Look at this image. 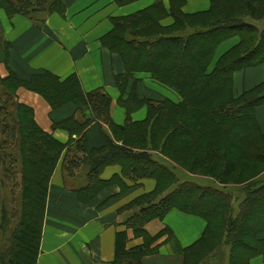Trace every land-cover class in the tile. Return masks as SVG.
Wrapping results in <instances>:
<instances>
[{"label": "trees", "instance_id": "1", "mask_svg": "<svg viewBox=\"0 0 264 264\" xmlns=\"http://www.w3.org/2000/svg\"><path fill=\"white\" fill-rule=\"evenodd\" d=\"M186 2L171 0L169 14L158 4L113 19L114 29L103 38V46L125 65V75L117 77L121 91L136 73H148L182 98L180 103L140 100L133 89L127 100H120L127 111L123 126L112 121L110 96L101 90L84 93L77 77L61 82L45 73L21 81L0 75V168L11 189L8 200L0 198V264H38L50 182L63 156L65 179L86 181L76 189L82 203L89 204L108 184L101 175L109 166H120L131 182H156L153 192L118 212L139 210L117 234L112 264H143L156 254L153 246L169 231L151 236L146 226L173 210L207 222L202 238L186 249L184 264H205L209 254L225 247L228 264L264 261V182L256 180L264 171H255L264 166V133L256 117L264 107V82L241 96L234 90L235 73L264 64V0H214L208 11L193 15L183 13ZM0 9L9 17L42 23L39 17L62 13L65 5L63 0H0ZM167 16L174 24L165 28L161 21ZM237 36L241 42L210 71L218 47ZM21 87L44 97L53 110L67 104L77 108L54 125L70 134L67 144L39 127L34 110L19 102ZM144 106L147 118L133 121V112ZM94 124L107 126L110 135L104 133L102 148L89 151L87 133ZM156 152L175 168L156 161ZM177 168L217 179L224 188L232 185L236 193L179 184ZM127 230L143 244L128 249Z\"/></svg>", "mask_w": 264, "mask_h": 264}, {"label": "crops", "instance_id": "2", "mask_svg": "<svg viewBox=\"0 0 264 264\" xmlns=\"http://www.w3.org/2000/svg\"><path fill=\"white\" fill-rule=\"evenodd\" d=\"M213 1L187 0L182 11L188 15L203 13L211 8ZM63 3L64 12L49 15L42 23L21 15L9 17L0 9L2 78L14 75L21 81H30L36 75L48 73L64 82L77 77L84 93L101 90L110 96L111 118L118 126H123L127 120V111L120 100H127L133 89H136L140 100L182 101L177 93L153 80L148 73H136L121 91L117 77L125 75V65L118 54L102 44L103 38L114 29L113 19L133 17L158 4H163L169 14L171 0H63ZM173 24L171 16L161 21V26L165 28ZM240 42L238 36L223 42L215 53L210 71L214 70L224 54ZM263 82L264 64L237 72L234 75L235 94L241 96ZM17 95L20 103L34 110L35 120L44 132L52 134L63 144L69 142L70 134L62 129L55 130L54 125L75 114L77 108L73 104L53 110L44 97L24 87L19 88ZM147 116L148 109L144 106L133 112L132 119L141 122ZM256 117L264 133V107L256 110ZM104 133L110 135L107 126H91L87 133L89 151L105 145ZM63 160L50 182L38 264H112L117 234L126 230L122 225L129 213L118 212L137 198L153 192L156 182H130L123 177L120 166H109L101 175V179L108 184L86 204L80 201L76 192V189L85 186L86 181L83 178L76 182L65 179ZM159 160L170 162L165 157ZM115 180L117 182L113 183ZM206 227L207 222L203 218L178 210L171 211L163 221L149 223L146 229L151 236L164 230L169 232L153 246L158 247V252L145 257L143 264H184L186 249L202 238ZM127 234L128 249L143 244L142 240L135 238L132 230H127ZM251 264H264L263 258H255Z\"/></svg>", "mask_w": 264, "mask_h": 264}, {"label": "rangeland", "instance_id": "3", "mask_svg": "<svg viewBox=\"0 0 264 264\" xmlns=\"http://www.w3.org/2000/svg\"><path fill=\"white\" fill-rule=\"evenodd\" d=\"M39 18L41 19V21H43V20L45 21L47 17H39ZM248 22L250 23L251 21H248ZM253 23H255V22H253ZM262 25L264 26V24H262ZM163 157L164 156L160 152L154 153V159L156 161H158V162L166 165L169 168L172 167V165H173L172 162L160 161L159 160V158H163ZM174 168H175V166L173 165V168L172 169H174ZM261 170L264 171V166H257V167H255V171L256 172H259ZM174 172H175V174L178 176V178L180 180L179 184H182V183L194 184L195 183V184L200 185V186H205V187H209V188L222 189L221 191H223V192L233 191V193H236V191H234V190H236V188H234L232 185L227 186V187L224 188V184H222L217 179H213V178L206 177V176H204V177L203 176H199V177H195L193 179V177H191L192 174L186 173V172H184L182 170H179L178 168L175 169ZM263 175L264 174H262L261 176H263ZM261 176L258 177L256 180H260V179H263L264 178V177L261 178ZM18 180L20 182V177H18ZM144 180H152V179H144ZM144 180H140V181H144ZM0 181H2V183H5V187L3 189L0 188V198H1L2 201H5V200H8L9 190H11V189H10V186H9L8 182L4 179V177H3L2 173H1V168H0ZM3 181H5V182H3ZM140 181L133 182V183H139ZM262 182H264V180H262ZM177 186L175 185L174 187H172L171 191L174 190V189H176ZM15 192H16V195L18 197L19 196V191H15ZM235 208L237 210V206ZM138 211L139 210H136V209L135 210L132 209L130 211H127L129 213L126 215V219L131 218L132 215L135 212H138ZM140 240H142V239H140ZM228 254H229V249L228 248L225 247V249L224 248H221L220 250L218 249L217 251H215V252H213V253H211V254L208 255V257H207V259L205 261V264H228Z\"/></svg>", "mask_w": 264, "mask_h": 264}]
</instances>
